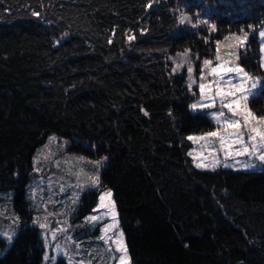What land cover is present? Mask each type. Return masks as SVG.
I'll return each instance as SVG.
<instances>
[{
	"label": "trees",
	"instance_id": "1",
	"mask_svg": "<svg viewBox=\"0 0 264 264\" xmlns=\"http://www.w3.org/2000/svg\"><path fill=\"white\" fill-rule=\"evenodd\" d=\"M205 20L217 30L193 27ZM263 25L264 0H0V193L18 219L0 264L42 262L26 187L49 137L107 158L78 210L110 188L131 262L264 264V168L195 166L188 134L215 124L190 109L187 71L200 79L217 39L253 29L239 61L256 72ZM249 105L264 114V85Z\"/></svg>",
	"mask_w": 264,
	"mask_h": 264
},
{
	"label": "rangeland",
	"instance_id": "2",
	"mask_svg": "<svg viewBox=\"0 0 264 264\" xmlns=\"http://www.w3.org/2000/svg\"><path fill=\"white\" fill-rule=\"evenodd\" d=\"M253 31L255 30L251 29L250 32L247 30L249 37ZM261 32H264V25L257 30L258 64L260 69L255 72L252 69H248L239 61L240 65L244 67L247 72L253 76L261 77L262 83L256 89L257 92L264 85V67H261L262 62H264V60H262L264 53L260 51L261 44L264 43V40H262L260 36ZM241 52L245 53L246 51L242 50ZM227 59L229 58L226 57L224 60ZM215 63H213V66ZM210 71V68H207L205 71V80L196 78V74L200 72L191 74V78L195 83L198 82V85L199 83L207 84L208 81L215 79L214 76L208 75ZM188 83H190L189 76ZM247 86L251 87V81H249ZM210 94L211 93H208L206 90V95ZM200 100L201 93L198 87L197 96L190 101L189 106ZM204 102L207 103L206 100ZM215 110L216 109H198L196 111L210 113ZM257 115L260 114L257 113ZM208 116L212 119L210 115ZM213 122L215 124L214 128L202 132L189 133L188 137L192 136L199 138L207 132L215 131L218 125L214 120ZM209 139L212 141L211 144L206 143V141L202 139L191 140L192 144L189 148V153H192L191 158L193 162L195 160L194 163H201L205 165L202 166L204 168L229 164L232 168L245 169L244 165L246 163L256 164L255 168L250 169L264 168V165H261L259 161L255 159L250 160L247 155H233L225 159L222 152H212L213 148L219 149V141L216 138ZM67 144L68 141L65 139L50 141L48 138L38 147L33 157L35 174L28 181L26 187L28 204L34 209L32 223L39 227L43 239L44 252L41 264H57L60 258H64L69 264H119V256L122 253L117 252V245L111 243L112 240H116L122 233L118 226L116 209L115 217H113L112 212L109 211L111 207L109 198L106 197L104 201L100 199L110 188L105 187L99 190L97 200L90 210H85L83 212L78 210L79 199L83 191L76 185L78 183L87 184L88 186L84 189L97 186H91L88 181L89 176L97 174L91 163L97 161V159H92L84 154L73 152L67 148ZM80 157H83V159H79ZM217 160H219V163H215ZM57 164L59 166H57ZM69 170H71V174ZM81 170L83 171L81 172ZM75 173H80L79 180ZM62 186L63 190H61ZM74 193L78 194V198L74 196ZM110 200L114 202L112 196ZM102 203L106 205V207H100ZM89 216H97L99 219L97 222H92L86 219ZM58 221L60 222L59 224L57 223ZM42 223H46L47 227L41 228L40 224ZM17 224V212L11 206L9 194L7 195L6 191H3L0 193V235L3 236L8 243L9 240L6 234L15 233ZM105 226H109L107 233L102 231ZM57 228H64L66 231L57 232V238L53 239L52 230ZM102 235L105 236L104 240L100 239ZM121 239L125 245L123 235ZM57 245H59V248H57ZM76 245H79V248H77ZM46 254L49 259H45ZM52 257H56V259L53 260L51 259ZM130 264L135 263L130 261Z\"/></svg>",
	"mask_w": 264,
	"mask_h": 264
},
{
	"label": "snow or ice",
	"instance_id": "3",
	"mask_svg": "<svg viewBox=\"0 0 264 264\" xmlns=\"http://www.w3.org/2000/svg\"><path fill=\"white\" fill-rule=\"evenodd\" d=\"M151 7V4L148 5ZM33 15L38 16L39 13L33 12ZM186 21L191 22V18L186 15H181L180 23L183 24ZM200 23L207 24L208 28L211 32H215L216 26L214 24H210L207 20L199 21L196 24H193V27H198ZM262 40H264V32L260 33ZM129 39H134V37H129ZM249 33L247 31L241 30V34H231L230 36H225L224 41L219 39L216 40V56L215 60L217 63L213 66L212 59H204L203 65L205 68H210L211 71L208 75H212L215 77L214 80L208 81L206 83H199L198 87L201 93V100L196 103L191 104L189 107L193 111L198 109H216L215 111H211L210 113H206L212 117V119L218 125L215 131H210L205 133L202 137H192L189 136V140L202 139L205 140L206 143L211 144L212 141L209 138H216L219 141V149H212V152H222L224 154L225 159H228L235 156H243L247 155L250 160L255 159L260 162L261 165H264V114L257 115L252 108L249 107V102L251 99H254L257 95L256 89L261 85L262 80L261 77L253 76L249 72L245 70L239 63L241 57V50H247L249 47ZM205 42H208V38H205ZM225 42H228L225 44ZM109 43H112V40H109ZM227 47L230 50L227 52L221 53V48ZM190 49H185L183 53L178 54L181 55L185 61L190 53ZM261 53H264V43L261 44L260 47ZM228 57L229 59L224 60L223 57ZM264 60V57H262ZM178 65L177 67H180ZM261 67H264V62H262ZM177 69H173L176 71ZM190 79V83L188 84L189 89H192V84L195 83L191 78V73L193 72V67L189 66L187 69ZM204 69H201V80H205ZM251 81V87H248V83ZM214 89V90H213ZM206 90L210 95H206ZM207 101L205 103L204 101ZM227 110V111H225ZM143 111V110H142ZM147 115V112H145ZM49 140H55V137H49ZM191 156L192 153L190 152ZM79 159H83L80 157ZM107 158H101L100 160L91 162L93 164L94 170L97 173L94 176H89L88 181L91 186H96L99 184V170L103 165L104 161ZM195 162V160H194ZM239 162V161H237ZM215 163H219L217 160ZM57 166H59L57 164ZM197 168L202 166L201 163H195ZM225 167H231L229 164H225ZM245 168H255L256 164L246 163ZM70 174H71V170ZM83 170H81L82 172ZM77 179L79 180L80 173H75ZM81 191L84 190L87 184L76 185ZM63 190V186L61 187ZM74 196L78 198V194L74 193ZM112 196L111 191H107L100 197L101 201H104L105 198H109V202L111 207L109 211L112 212L113 217H115V204L110 200ZM75 202V200H74ZM100 207H106L103 203ZM95 211V210H94ZM89 221L97 222V216H89L86 218ZM35 222V221H34ZM60 223L59 221L57 222ZM41 228H46L47 224H40ZM109 226H105L102 230L104 233H107ZM66 229L57 228L52 230L53 239H56L57 232H64ZM9 242L11 243L13 236L15 233L6 234ZM122 233L116 238V240H112L111 243L116 244V251L122 253L119 256V264H130V258L127 253V248L122 242ZM100 239L104 240L105 236H101ZM107 242V241H106ZM79 248V245H76ZM59 248V245H57ZM45 259H49V257L45 256ZM51 259L55 260L56 257H52Z\"/></svg>",
	"mask_w": 264,
	"mask_h": 264
}]
</instances>
